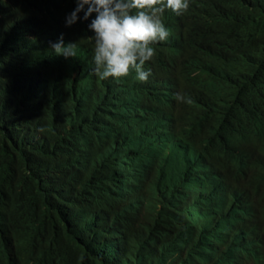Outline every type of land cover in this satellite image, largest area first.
I'll use <instances>...</instances> for the list:
<instances>
[{"label": "trees", "instance_id": "16d2710c", "mask_svg": "<svg viewBox=\"0 0 264 264\" xmlns=\"http://www.w3.org/2000/svg\"><path fill=\"white\" fill-rule=\"evenodd\" d=\"M78 2L0 0V264H264V207L235 218L226 177L229 144L264 125V0L162 15L169 37L146 64L183 89L182 112L131 148L114 139L124 89L97 83L96 14L67 25ZM61 39L75 57L53 53ZM159 103L157 117L174 102ZM201 178L211 192L195 210L171 200Z\"/></svg>", "mask_w": 264, "mask_h": 264}, {"label": "clouds", "instance_id": "9594fccd", "mask_svg": "<svg viewBox=\"0 0 264 264\" xmlns=\"http://www.w3.org/2000/svg\"><path fill=\"white\" fill-rule=\"evenodd\" d=\"M84 19L95 13V19L90 25L89 47L94 52V71L97 83L106 91L124 89L122 92L124 105L119 117L121 131L114 135L117 143L131 148L136 141L133 134L148 128L150 136L171 128L182 112L181 96L184 92L180 87L173 91L168 88L163 77L154 74L146 64L155 54L153 45L166 41L169 31L162 22L165 12L182 14L189 8L188 0H79L78 7L67 18L71 26L77 20V13L84 11ZM53 53L64 58L75 57V45L65 46L63 40L52 45ZM167 82V81H166ZM178 97H176V96ZM170 98L173 103L171 110L156 116L155 105L160 104L159 98L165 101ZM255 131L244 130L236 142L229 144L230 172L228 180L236 181L241 191L234 196L235 218H240L245 212H260L264 207V125L260 124ZM234 156V158H233ZM228 167V168H229ZM224 171L223 168H218ZM231 172L234 175H231ZM255 174V175H253ZM209 178V177H208ZM208 178L195 181L186 180L172 194L171 200H179L185 207L196 209L208 198L211 188ZM243 212H242V209ZM218 215L222 212L214 208ZM210 243L206 248L210 259L223 253L220 233L210 234ZM209 236V235H208Z\"/></svg>", "mask_w": 264, "mask_h": 264}]
</instances>
